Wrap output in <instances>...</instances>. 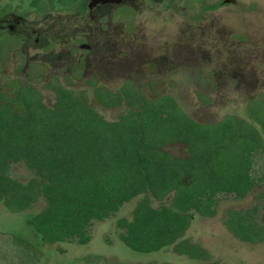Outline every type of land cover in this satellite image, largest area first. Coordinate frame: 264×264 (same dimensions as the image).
<instances>
[{"label":"trees","instance_id":"obj_1","mask_svg":"<svg viewBox=\"0 0 264 264\" xmlns=\"http://www.w3.org/2000/svg\"><path fill=\"white\" fill-rule=\"evenodd\" d=\"M78 1L56 0L63 7ZM53 89L51 108L29 87L16 93L22 113L0 105V202L6 210L22 213L43 198L45 208L29 215L26 225L42 242L86 245L94 222L143 195L130 219L116 223L120 242L136 253L172 247L208 261L207 250L183 238L189 213L213 217L220 200H241L264 183V93L246 103V118L229 114L203 124L172 96L147 99L131 82L120 93H95L105 106L126 105L115 121L102 118L82 93ZM171 145L184 146L185 156L167 152ZM10 162H22L34 176L26 183L11 178ZM151 199L168 201L155 208ZM260 200L264 188L249 207L226 210L223 225L238 241L264 244Z\"/></svg>","mask_w":264,"mask_h":264},{"label":"rangeland","instance_id":"obj_2","mask_svg":"<svg viewBox=\"0 0 264 264\" xmlns=\"http://www.w3.org/2000/svg\"><path fill=\"white\" fill-rule=\"evenodd\" d=\"M36 29L31 39L19 49L15 62L0 64V87L11 88L20 77L26 55L37 57L44 79L37 82L47 105L53 94L46 82L66 74L72 63H80L86 76L115 91L124 81L133 82L146 98L172 96L180 109L199 123H213L225 115L246 118L245 105L264 93V0H207L219 3L206 11L196 0H157L153 9L147 4L122 16L116 3L93 7L95 15L77 20L72 11L51 7L38 13L33 0H4ZM50 5L52 0H40ZM142 0H132L131 6ZM88 29L85 31V26ZM83 29V30H82ZM85 40L89 49L79 50L75 42ZM85 38V39H84ZM21 53V54H20ZM75 89L84 93L86 102L104 119L114 121L126 112L124 106L105 108L98 104L90 88L79 80ZM80 85V86H79ZM165 150L176 157L185 156L182 145ZM8 176L26 183L34 176L22 162L10 164ZM264 183L241 200H220L215 216L203 218L191 212L184 239L207 250L208 261L190 259L173 252L172 247L154 253H136L119 240L122 232L116 223L130 219L137 196L117 213L90 227L86 245L42 242L25 223L26 218L42 211L40 198L29 210L10 213L0 202V264H264V244L250 245L232 237L223 225L229 208H247L257 201ZM165 201L150 200L158 208ZM260 220L264 223V200ZM27 242L21 246L14 239ZM31 245V246H30Z\"/></svg>","mask_w":264,"mask_h":264},{"label":"flooded vegetation","instance_id":"obj_3","mask_svg":"<svg viewBox=\"0 0 264 264\" xmlns=\"http://www.w3.org/2000/svg\"><path fill=\"white\" fill-rule=\"evenodd\" d=\"M131 1L132 0H79L78 2L73 3L72 5L67 6V7L60 6L56 2V0L50 1L49 2L50 5H47V6L41 5L40 0H33L32 2H30V4L36 9L38 13H44V11L46 10L45 8H48V7H51L53 10H58V11L60 10L61 11H72L73 10V16L77 20H82V19L85 20L86 16L93 17L95 15V12L93 13V10H92L93 7H96L97 9H99V5L101 4L116 3L118 6V12L122 16L132 15V12L134 9L138 10L140 6L144 5V3L147 4V1L145 2V0H142L140 1V5H135L134 7H132L130 3ZM156 1L157 0H149L146 6H148L149 9H153V7L156 4ZM200 3L203 4V2H200ZM86 29H88L87 25L85 26L84 30L83 29L82 30L85 31ZM35 31L36 29L32 28L30 23L25 22V19L22 17V15L19 14L17 11H14L8 2H5L4 0H0V64L4 63L8 59H10L11 62L13 61L15 62L16 53L18 54L19 49L25 48L30 43L29 41L31 39H33V42L36 44V46H40L38 38H35V39L31 38L32 36L30 33H35ZM75 44L81 51H85L89 49V45L85 42V40H83V38L81 40L76 41ZM17 68L20 69V77H16L14 79L11 88L8 87V85H7V88L0 87V105H7L9 108H11L15 112L22 113V106L20 102H17L16 100V93L22 87H29V88L35 89L40 94L41 102L47 107L51 108L54 106L55 99H56V95H55V91L53 87L59 86L64 89L76 92V93H82L84 96V93L82 91L75 89L76 86H78L76 83L79 80H82V82H84L85 87H88L92 90L93 97L98 104L108 109L109 108H119V107L124 106L126 112L123 114L127 113V107L124 103L118 106L117 105L105 106L104 104H102L101 102L97 100L95 93L98 89H104L106 92H109L111 94L120 93V90L123 88V86L127 82H131V81H124L118 87L117 90L112 91L108 89L106 86L101 85L93 76L84 75L82 71V66L80 63L78 62L72 63L66 68V74L63 75L61 80H60V77L56 75V77H52L50 81L46 82L45 87L50 92H52L53 97H54L53 103L51 105H47L43 100V96L41 92L36 87L37 82L42 81L45 77L43 68L37 62V57H34V56L28 57V55H26L23 62H21V65L18 63ZM133 85L138 89V87L134 83ZM155 98H152V99H155ZM147 99H150V98H147ZM86 104L90 106L87 102ZM12 163L13 162H10L9 166Z\"/></svg>","mask_w":264,"mask_h":264},{"label":"water","instance_id":"obj_4","mask_svg":"<svg viewBox=\"0 0 264 264\" xmlns=\"http://www.w3.org/2000/svg\"><path fill=\"white\" fill-rule=\"evenodd\" d=\"M223 2H224V3H227V2H228V0H224Z\"/></svg>","mask_w":264,"mask_h":264}]
</instances>
